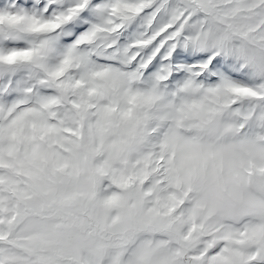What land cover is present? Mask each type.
Segmentation results:
<instances>
[{"label":"snow or ice","instance_id":"snow-or-ice-1","mask_svg":"<svg viewBox=\"0 0 264 264\" xmlns=\"http://www.w3.org/2000/svg\"><path fill=\"white\" fill-rule=\"evenodd\" d=\"M0 264H264V0H0Z\"/></svg>","mask_w":264,"mask_h":264}]
</instances>
